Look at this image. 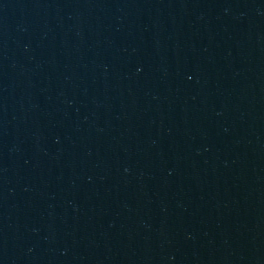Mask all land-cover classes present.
<instances>
[{"label":"water","instance_id":"obj_1","mask_svg":"<svg viewBox=\"0 0 264 264\" xmlns=\"http://www.w3.org/2000/svg\"><path fill=\"white\" fill-rule=\"evenodd\" d=\"M0 264H264V0H0Z\"/></svg>","mask_w":264,"mask_h":264}]
</instances>
